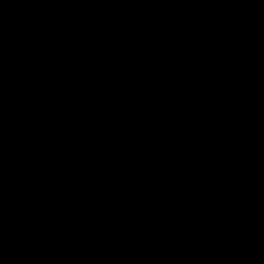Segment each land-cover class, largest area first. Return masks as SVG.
Returning a JSON list of instances; mask_svg holds the SVG:
<instances>
[{"label":"water","instance_id":"95a60500","mask_svg":"<svg viewBox=\"0 0 264 264\" xmlns=\"http://www.w3.org/2000/svg\"><path fill=\"white\" fill-rule=\"evenodd\" d=\"M0 264H264V0H0Z\"/></svg>","mask_w":264,"mask_h":264}]
</instances>
